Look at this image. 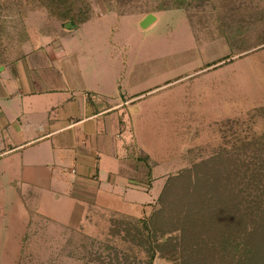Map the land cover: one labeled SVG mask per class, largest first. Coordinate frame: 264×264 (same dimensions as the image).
Masks as SVG:
<instances>
[{"label":"rangeland","instance_id":"374dc122","mask_svg":"<svg viewBox=\"0 0 264 264\" xmlns=\"http://www.w3.org/2000/svg\"><path fill=\"white\" fill-rule=\"evenodd\" d=\"M69 2L71 15L60 18L64 17L61 9L45 7L40 0H0V61L30 51L39 37L66 29L70 19L88 20L112 12L141 16L166 8L169 10L158 15L156 26L137 37L144 59L173 60L191 47L206 60L226 57L191 87L190 81H178L156 94V132L144 136L145 147L138 153L144 178L151 168L146 154L154 159L153 181L146 180L147 187L132 196L117 191L116 195L96 196L76 223L72 183L51 179L45 167L30 161L22 164L18 155L0 159V264H150L146 245H137L124 229L129 224L139 228L138 220L152 218L161 207L158 196L164 183L176 174L184 178L173 177L163 201L168 214L164 225L154 230L162 229L167 236L175 223L173 217H192L189 232L178 229L171 233L181 259L190 254L192 240L202 250H213L220 232L249 231L250 223L238 209L221 219L228 189L220 181L215 183L214 175L207 177L206 168L220 155L227 157L223 151H238L240 142L254 140L264 129V0ZM127 27L131 28L123 26ZM190 105L194 106L192 115H188ZM130 153L136 155L135 150ZM128 160L131 164L132 159ZM67 177L73 182L72 175ZM171 251H156L151 264H179V253L172 258ZM191 262L197 261L191 257Z\"/></svg>","mask_w":264,"mask_h":264},{"label":"crops","instance_id":"0c3cea01","mask_svg":"<svg viewBox=\"0 0 264 264\" xmlns=\"http://www.w3.org/2000/svg\"><path fill=\"white\" fill-rule=\"evenodd\" d=\"M163 11L96 15L0 61V159L15 154L24 165L45 167L51 179L72 183L75 223L96 196H132L153 181L154 159L146 154L151 168L144 178L138 153L144 136L156 132V94L178 81L191 87L226 57L206 60L191 47L173 60L144 59L137 37ZM188 108L192 115L194 106Z\"/></svg>","mask_w":264,"mask_h":264},{"label":"trees","instance_id":"16d2710c","mask_svg":"<svg viewBox=\"0 0 264 264\" xmlns=\"http://www.w3.org/2000/svg\"><path fill=\"white\" fill-rule=\"evenodd\" d=\"M40 1L45 7L56 8L57 11L61 9L64 12V17L59 15L60 18H66L71 15L73 7L69 0ZM83 19L66 21V28L77 27L86 21ZM223 154L228 156L224 158L220 155L216 160L214 158L213 165L210 162L211 167L206 168L207 177L210 174L214 175L215 183L222 182L224 183L222 185L228 189L224 192V198L228 200V203L220 209V212H225L221 219L223 220V217H226L225 215L229 214L232 209H238L247 217L251 229L247 232L241 229L238 232H220L221 239L213 247V250H209V248L202 250L198 241L192 240L189 247L190 254L185 255L181 259L182 252H175V246L172 243L174 238L171 233L178 229L182 232H189L192 228L190 227L192 217L189 214H184L186 217L183 220H180L178 216L173 217L171 221H175V223L171 225V233L168 232L167 236H165V232H162V229L159 231L154 230L155 226L164 225L163 221L165 215L168 214L166 213L168 210L167 206L163 205V201L170 191L173 179L176 176L178 180L183 177L181 175L179 177V174H176L173 176L174 178H168L164 183L158 196L161 207L151 215L152 218L149 220H138L136 223L141 224L139 228L134 224H129L124 229L126 235L136 241L137 245L142 247L146 245L150 264L155 257V252L161 253L166 248L172 249V258L179 253V259L181 260L179 264H193L191 257L196 259L197 262L195 264H264V129L254 140L240 142L238 151H223ZM214 163H220L221 165L217 167L214 166ZM204 165H209V161L205 162ZM131 230L135 232H133L134 234L132 233L133 235L130 233ZM158 232L159 234H157ZM181 239L184 242L183 236ZM155 248L158 249L155 250ZM237 251L240 254H238L237 258H234ZM226 255L228 257H225ZM189 260L190 262L187 263Z\"/></svg>","mask_w":264,"mask_h":264}]
</instances>
